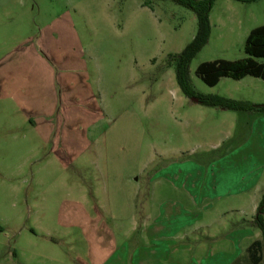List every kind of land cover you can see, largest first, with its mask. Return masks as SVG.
<instances>
[{
	"label": "rangeland",
	"instance_id": "obj_1",
	"mask_svg": "<svg viewBox=\"0 0 264 264\" xmlns=\"http://www.w3.org/2000/svg\"><path fill=\"white\" fill-rule=\"evenodd\" d=\"M209 19L191 87L264 105V79L196 75L248 58L264 0H216ZM197 30L173 0H0L1 257L231 264L263 240L264 114L184 95L172 56Z\"/></svg>",
	"mask_w": 264,
	"mask_h": 264
},
{
	"label": "trees",
	"instance_id": "obj_2",
	"mask_svg": "<svg viewBox=\"0 0 264 264\" xmlns=\"http://www.w3.org/2000/svg\"><path fill=\"white\" fill-rule=\"evenodd\" d=\"M179 5L191 9L198 22V30L193 41L179 55L172 56L176 64L178 84L189 98L208 107H218L232 111H257L264 114V105H256L247 101H235L220 96H202L197 94L190 84L189 68L191 62L208 42L211 35L210 13L216 0H173ZM252 1V0H237ZM245 53L248 58L236 61L218 60L202 63L196 75L208 86H216L221 78L227 77L235 80L247 76L264 79V63L255 59L264 60V25L257 27L248 35L245 45ZM264 199L258 207L255 223L263 234L262 241H256L248 250L249 258L237 260L233 264H260L263 260L262 249L264 247Z\"/></svg>",
	"mask_w": 264,
	"mask_h": 264
},
{
	"label": "crops",
	"instance_id": "obj_3",
	"mask_svg": "<svg viewBox=\"0 0 264 264\" xmlns=\"http://www.w3.org/2000/svg\"><path fill=\"white\" fill-rule=\"evenodd\" d=\"M263 193V195L261 196L262 198L264 197V190L262 191ZM261 197L260 198H257L256 197V200L254 201V202H252V204H254L253 205V208H254V210H258V207L260 206V204H261V202H262V200H261ZM261 200V201H260ZM2 230V229H1ZM6 237H8L9 235H8V233L5 235ZM256 241H261L260 239H257V240H255V241H253L252 243H251V245L249 246V247H247V249H246V255L245 256H243V257H239V258H237L235 261H237V260H242V258H244V259H247V258H249V254H248V250L250 249V247L253 245V243H255ZM4 258V259H3ZM18 259V253L15 251V252H8L6 255H5V257H1L0 256V264H2V263H5V264H12V262L13 261H15V260H17ZM234 261V262H235ZM233 262V263H234ZM233 263H231V264H233Z\"/></svg>",
	"mask_w": 264,
	"mask_h": 264
},
{
	"label": "water",
	"instance_id": "obj_4",
	"mask_svg": "<svg viewBox=\"0 0 264 264\" xmlns=\"http://www.w3.org/2000/svg\"><path fill=\"white\" fill-rule=\"evenodd\" d=\"M195 100V99H194Z\"/></svg>",
	"mask_w": 264,
	"mask_h": 264
}]
</instances>
